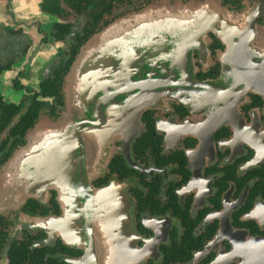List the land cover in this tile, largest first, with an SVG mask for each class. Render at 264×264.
Masks as SVG:
<instances>
[{
	"label": "flooded vegetation",
	"instance_id": "flooded-vegetation-1",
	"mask_svg": "<svg viewBox=\"0 0 264 264\" xmlns=\"http://www.w3.org/2000/svg\"><path fill=\"white\" fill-rule=\"evenodd\" d=\"M205 1L112 0L101 25L83 41L99 0H41L47 19L0 24V193L3 169L42 118L61 116L65 79L95 35L160 2ZM213 1L239 16L254 14L264 30V0ZM262 43L264 35L256 46ZM225 53L227 44L208 33L194 51L196 80L220 82ZM54 76L61 77L59 95L44 94ZM234 76L264 82L257 75ZM255 86L241 96L223 90L216 102L195 109L179 100L148 109L129 149L135 166L120 150L122 140L112 144L116 151L93 185L118 184L127 196L133 239L147 252L137 264H246L248 241L264 239V93ZM64 214L54 189L14 209L0 208V264H107L103 255L94 259L67 241L58 225L39 223Z\"/></svg>",
	"mask_w": 264,
	"mask_h": 264
},
{
	"label": "water",
	"instance_id": "water-1",
	"mask_svg": "<svg viewBox=\"0 0 264 264\" xmlns=\"http://www.w3.org/2000/svg\"><path fill=\"white\" fill-rule=\"evenodd\" d=\"M255 17L233 15L209 2H160L95 35L65 79L61 116L42 118L3 169L0 208L14 209L57 190L65 214L40 224L58 225L67 241L94 259L102 245L109 264L142 261L147 252L136 247L124 191L118 184L98 189L93 181L106 170L117 141L134 165L130 145L143 129L141 116L153 106L179 100L195 109L212 104L211 98L216 102L223 90L237 89L241 96L253 84L264 93V43L256 46L264 30ZM210 32L227 41L224 76L220 82H198L194 51ZM235 73L257 75L262 83ZM246 249V264H264V239L251 238Z\"/></svg>",
	"mask_w": 264,
	"mask_h": 264
},
{
	"label": "crops",
	"instance_id": "crops-1",
	"mask_svg": "<svg viewBox=\"0 0 264 264\" xmlns=\"http://www.w3.org/2000/svg\"><path fill=\"white\" fill-rule=\"evenodd\" d=\"M41 0H0V24L30 19H47L39 6Z\"/></svg>",
	"mask_w": 264,
	"mask_h": 264
},
{
	"label": "trees",
	"instance_id": "trees-1",
	"mask_svg": "<svg viewBox=\"0 0 264 264\" xmlns=\"http://www.w3.org/2000/svg\"><path fill=\"white\" fill-rule=\"evenodd\" d=\"M101 3V5H102V7L99 9V10H95L94 11V14H90V16H91V21L87 24V26H86V29L84 30V36L83 37H80L79 38V41L81 40V41H83V40H86V39H88V37L92 34V33H94L95 32V30H96V28H97V26H100L101 25V23H98L100 20H101V18L103 17V15L102 14H104L105 12H106V10H107V8H108V4L109 5H111V1L112 0H99ZM107 3V4H106ZM96 17V18H95ZM95 18V19H94ZM74 52H76V49L74 50ZM69 67H70V63L68 62V64L66 65V68L67 69H69ZM63 68H64V66H63ZM61 70H63V69H61ZM55 77V80L53 81H50V83L48 82L45 86H44V88H43V92H44V94H53V95H59V86H60V84H59V82H60V80H61V77L60 76H54ZM65 103V102H64ZM32 114H30V116H31ZM8 118H10V116H8ZM58 119V118H57ZM24 121V123H26V124H31V121L30 122H28V120L27 119H24L23 120Z\"/></svg>",
	"mask_w": 264,
	"mask_h": 264
},
{
	"label": "rangeland",
	"instance_id": "rangeland-1",
	"mask_svg": "<svg viewBox=\"0 0 264 264\" xmlns=\"http://www.w3.org/2000/svg\"><path fill=\"white\" fill-rule=\"evenodd\" d=\"M205 2H209V4H210V7H216V9H219V10H222V11H225L226 9H224V8H222L217 2H215V1H213V0H208V1H205ZM228 11V10H227ZM229 13H233L232 11H228ZM235 13H233V15H234ZM236 15V14H235ZM217 36V35H216ZM218 37V36H217ZM222 42H224L225 44H227L226 42L227 41H223V39H221L220 37H218ZM65 85V84H64ZM43 118H46V117H43ZM125 194V193H124ZM127 197V196H126ZM129 201V200H128ZM130 203H128V205H129ZM75 244V243H74ZM76 245H79V244H76ZM101 247H102V245H101ZM101 247L98 249V250H96L95 252H94V255L99 259V258H101V256L103 255V251L104 250H101ZM106 251V253L104 254V256L106 255V257H104L105 259H104V261L105 262H107V264H109V261H108V257H107V254H108V250L106 249L105 250Z\"/></svg>",
	"mask_w": 264,
	"mask_h": 264
}]
</instances>
